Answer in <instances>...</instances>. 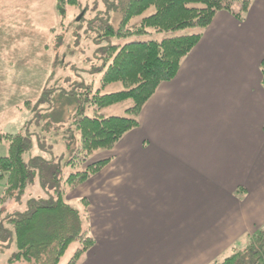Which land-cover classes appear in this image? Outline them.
I'll return each instance as SVG.
<instances>
[{"label":"crops","instance_id":"obj_1","mask_svg":"<svg viewBox=\"0 0 264 264\" xmlns=\"http://www.w3.org/2000/svg\"><path fill=\"white\" fill-rule=\"evenodd\" d=\"M53 5L54 0H0V121L16 105L35 99L43 87L51 60L44 46L56 21ZM262 61L264 1L253 0L242 21L227 12L217 13L174 79L162 83L144 106L138 128L109 151L106 187L97 188L92 194H98L104 202L112 199L113 209L105 217L113 213L120 222L111 223L104 217L91 229L95 244L79 264H211L220 255L244 245L248 236L264 225V168L257 171L255 162L245 165L243 177L234 179L233 168L243 167V152L250 150L241 146L240 140L232 139L237 135L236 124L232 125L227 116L222 122H211L214 127L222 126L219 133L224 141L212 136L205 144L196 138L187 144L181 138L202 134L196 129L202 121L198 123L195 116L207 107L204 104H210L213 113L218 111L217 105L221 112L228 111L229 105L232 111L237 99L257 106L248 110L247 132L252 136L250 128H258L259 118H264L259 67ZM263 125L264 119L260 127ZM169 135L179 137L178 151L182 154L172 171L161 166L172 192L165 197L169 202L161 211L163 221L168 214L173 216L169 206L174 202L179 213L184 211L183 204L193 206L199 200H205V204L178 221L177 227L155 225L152 212L137 223L134 203L124 208L118 203L122 200L118 192L129 177L132 180V173L117 174L121 162L116 152L125 148L121 144L126 138L133 137L138 141L135 150L126 148L122 155L130 156L136 151L139 160L154 154L163 159L167 157L164 144ZM219 158L228 161V172L223 170ZM239 184L242 187L236 188ZM240 188L242 192L236 194ZM94 196L90 197L95 199ZM159 231L161 239L155 241L153 235Z\"/></svg>","mask_w":264,"mask_h":264},{"label":"trees","instance_id":"obj_2","mask_svg":"<svg viewBox=\"0 0 264 264\" xmlns=\"http://www.w3.org/2000/svg\"><path fill=\"white\" fill-rule=\"evenodd\" d=\"M240 1L238 13L232 11ZM253 0H116V8L121 21L114 29L106 20L96 18L87 23V29L99 31L98 38L107 45L100 50L102 65L99 88L87 89L83 102L74 93L68 94L65 103L75 104L73 119L77 135L76 154L67 164L79 170L69 174L62 181L58 176L60 167L46 162L40 157L25 158L28 150L27 137L22 134H0V143L8 144V155L0 157V179H5L0 208L12 202L25 192L36 178L44 182L48 179L47 199L30 200L23 214L8 217L13 226V237L17 252L13 260L25 264H58L71 243H77L74 256L66 264L77 263L78 257L93 245L94 238L83 226L84 215L80 214L62 198L67 191L87 181L103 169L111 160L90 162L97 151H110L129 132L139 126V116L147 102L162 83L174 79L181 63L199 42L202 32L176 36L178 31L189 28H207L215 15L227 12L242 21ZM78 5V0H54L53 10L57 25L59 19L66 18L67 7ZM153 12L143 16L147 10ZM140 18L138 23H132ZM56 29V27H55ZM54 31L53 28L51 32ZM165 34L161 40L132 41L123 45H113L110 38L124 39L132 36ZM97 39V38H96ZM53 64V61H52ZM261 85L264 88V61L260 63ZM52 69V67H51ZM50 82V81H49ZM113 84L121 90L101 94ZM42 95L49 94V83ZM41 95V96H42ZM41 98V97H40ZM63 101L65 98L62 99ZM130 103L127 116H105L101 111L109 106ZM86 105V109L83 106ZM29 103L25 104V108ZM91 112L92 116L87 113ZM64 186L59 188V182ZM82 206L88 207V199H81ZM84 212V211H83ZM248 245L242 250H234L221 262L212 264H264V225L248 237ZM247 241V242H248Z\"/></svg>","mask_w":264,"mask_h":264},{"label":"rangeland","instance_id":"obj_3","mask_svg":"<svg viewBox=\"0 0 264 264\" xmlns=\"http://www.w3.org/2000/svg\"><path fill=\"white\" fill-rule=\"evenodd\" d=\"M261 1L264 0H260V2ZM115 4L116 0H78V5L67 7L66 18L63 21L59 19L58 25L56 24L57 19L53 25L54 31L51 32L50 30L49 33L47 32L48 38L45 42L44 50L50 55L51 60L49 73L43 87L35 99L26 100L16 105L13 108V112H10L6 118L0 121V134L25 135L27 137L28 150L23 156L25 158L40 157L46 162H52V165H57L60 167L58 176L62 181L65 180L69 174L79 170L67 164V161L76 154L78 148L75 142L77 135L74 132L73 125L77 106L75 104L71 105L65 103V101L66 98H68V94L74 93L77 99H81L84 102L87 97L85 92H87L90 86H93L92 92L99 88V81L102 73L98 71V68L101 67L102 60L97 59L101 57L102 50L100 49L107 45L105 41L99 40V31L97 32L95 28H93V31L87 29V23L96 18H100L106 20L114 29H117L121 21V14ZM240 4V1L235 3L232 11L238 13ZM152 12L153 10L149 9L143 16H148ZM139 19L140 18L134 19L132 23H138ZM201 32H203V29L189 28L178 31L174 35L180 36ZM164 37H166V35L160 33L151 34L149 36H132L124 39L112 37L110 38V42L113 45H123L132 41L161 40ZM47 83H49V91L51 92L42 95ZM121 89V85L113 84L103 89L101 94ZM63 98H65L64 101L62 100ZM26 103H29V106L25 108ZM204 105H207V107L204 108L199 115L195 116L198 123L202 121V125L196 127L197 130L200 129L202 131V134L200 136L187 135L181 138L186 139L187 144L190 141L193 142L194 138H196L197 141L200 140L201 144H205L212 136L224 141L225 137L219 133V131L222 130V126L219 125L214 127L211 125V122L214 120L222 122L227 116L231 120V124H236L237 127V135L232 137V139H238L241 141V146L250 148L249 151L243 152L246 153L245 159L242 160L243 167L233 168L234 179L242 178L245 171L244 166L252 165L254 162L256 163L257 171H262L264 168V125L261 127L260 125L264 118H259L260 123L258 128L257 126H255L253 130L252 127L250 128L252 136L249 137L247 132L249 107L251 106L250 108L252 110V108L256 109L257 106L247 104V102L237 99V101L233 103L232 111L229 105L228 111L224 109V111L221 112L219 105H217L218 111L213 113L210 110V104ZM129 106L130 103L128 102L112 105L103 109L101 113L105 116H127L125 110ZM85 109L86 105L83 106L82 110ZM87 115L92 116V113L88 112ZM250 121L253 122V119L251 118ZM137 131H139V129ZM167 138L168 143L164 144V154L167 157L163 159L154 154L148 159L139 160L141 158H137L136 151L130 154V156L128 154L122 155V153L126 151V148L135 150L134 147L138 141L133 137L126 138L124 142H122V140L121 145L125 146V148H119L116 152L117 159L121 162V164L117 166V174H122L123 171L128 175L132 173V180L129 177L124 182L122 189L118 192L119 197L122 199L118 201V203L122 208L131 207L134 203L137 209L135 218L137 223H142L146 216L152 212L151 219L155 225H159L160 227H177L178 221L184 220L188 214L192 213V210L205 204V200H199L195 202L193 206H186L183 204L182 209L184 211L179 213L178 204L173 201L174 203L169 206L170 209H172L171 214H173V216L168 214V218L163 221L161 211L163 205L169 202V199L165 197L171 196L172 192L168 179H164L162 175L164 167L161 166H165L172 171V168L178 165L179 156L182 154L178 151L179 137L177 135H169ZM241 154L237 157H240ZM7 155L8 144L0 143V157H5ZM110 155L111 152L109 151H97L91 155L90 162L107 160L111 158ZM134 160L136 164L132 165ZM162 161H165V163L163 164ZM218 162L223 165V170L228 172L226 168L228 161L219 158ZM108 164L85 181L86 184L83 182L84 186H81L82 183L65 191L68 186L62 189L64 184H62V181L59 182V188L64 190L62 198L67 204L84 215L83 226L88 229V235L91 237L93 236L91 229L96 228L99 222H102L105 214L113 209L112 199L105 200L104 202L98 198V194H92V191L97 188L105 189L106 184H104V180L108 177L105 168ZM91 179L93 181L88 184L87 188L83 189ZM46 180L47 181L42 182L40 178H36L31 185H28V188L25 189V192H23L18 199L0 208V264H25L24 262L13 260V255L17 252V249L13 237V226L7 219L16 214H23L30 200L47 199L48 195H52L56 198L55 194L48 193L47 188L51 186V182H49L48 179ZM223 180L227 181L226 179ZM4 185L5 179L1 178L0 197L3 194ZM235 187L238 188L242 186L239 184L235 185ZM240 192H242L241 188L236 191V194ZM90 196H94L95 199ZM81 199H88V207L82 206ZM114 213H116V211H114ZM104 219L109 220L111 223L120 222L119 220H115L113 213ZM160 233L159 231L157 234L153 235L155 241L161 239ZM248 243L249 241L242 246L238 245L235 249L227 251L223 256L220 255L215 262H221L234 250L238 251L244 249ZM79 248L80 245L77 243H71L58 264H66ZM86 255L87 252L78 257L77 263L82 262L83 259L86 258Z\"/></svg>","mask_w":264,"mask_h":264}]
</instances>
